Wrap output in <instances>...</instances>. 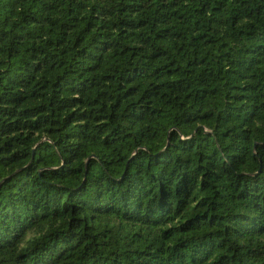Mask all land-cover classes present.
<instances>
[{
	"label": "trees",
	"instance_id": "1",
	"mask_svg": "<svg viewBox=\"0 0 264 264\" xmlns=\"http://www.w3.org/2000/svg\"><path fill=\"white\" fill-rule=\"evenodd\" d=\"M0 264H264V0H0Z\"/></svg>",
	"mask_w": 264,
	"mask_h": 264
}]
</instances>
